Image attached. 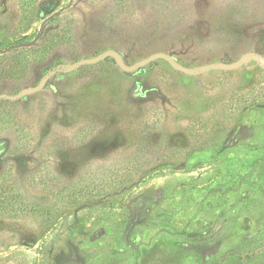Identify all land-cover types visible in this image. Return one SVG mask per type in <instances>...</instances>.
I'll list each match as a JSON object with an SVG mask.
<instances>
[{
	"label": "rangeland",
	"instance_id": "1",
	"mask_svg": "<svg viewBox=\"0 0 264 264\" xmlns=\"http://www.w3.org/2000/svg\"><path fill=\"white\" fill-rule=\"evenodd\" d=\"M0 264H264V0H0Z\"/></svg>",
	"mask_w": 264,
	"mask_h": 264
}]
</instances>
